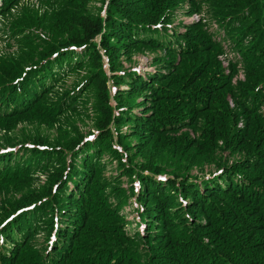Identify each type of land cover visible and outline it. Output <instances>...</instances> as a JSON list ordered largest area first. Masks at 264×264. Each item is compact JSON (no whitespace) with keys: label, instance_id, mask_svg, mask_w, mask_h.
I'll return each instance as SVG.
<instances>
[{"label":"trees","instance_id":"1","mask_svg":"<svg viewBox=\"0 0 264 264\" xmlns=\"http://www.w3.org/2000/svg\"><path fill=\"white\" fill-rule=\"evenodd\" d=\"M24 1L0 0L18 8L0 131L86 102L95 118L75 142L0 141V192L19 193L0 200V264H264V0H36L50 16Z\"/></svg>","mask_w":264,"mask_h":264},{"label":"rangeland","instance_id":"2","mask_svg":"<svg viewBox=\"0 0 264 264\" xmlns=\"http://www.w3.org/2000/svg\"><path fill=\"white\" fill-rule=\"evenodd\" d=\"M29 5L38 10L39 13H48L50 16L52 10L42 4L36 2V0H27L23 3H20V6ZM12 15L8 14L7 17L0 16V36H7L9 34V30L4 29L3 22H7L16 17L18 13V8H13L11 10ZM105 12L104 10L102 11ZM177 13L179 14L177 20H182L184 23L192 24L201 21L205 24L212 32H215L217 27V22L212 19L207 12L203 9L200 12H194L191 15H186L183 10L178 9ZM182 28V27H181ZM218 41L222 45V52L217 55V60L220 62L221 66L224 68L225 72H229V64L231 61L239 59V55L230 50L229 44L226 40L221 37L218 38ZM18 44L15 40L10 39L9 44L0 41V56L6 54L7 52H15L17 50ZM147 53H138L134 55V59L138 63L133 65V67L139 71L140 74L146 75V72L151 70L152 67L148 63V58L146 57ZM125 66H128L129 63L124 62ZM237 72L231 77V83L236 85L238 81L245 80V72L241 63L237 65ZM72 77L68 78V82H70ZM88 101V100H86ZM228 101L232 106L233 103L231 98L228 97ZM94 108L91 103L86 102L82 105L81 108L76 111L58 118L54 120L49 125L41 124L35 120H20L13 124L4 127L3 130L0 131V141L3 143H17L21 141H47V142H55L58 144H66L69 142H75L79 136H85L90 131H93L94 126ZM226 153V152H224ZM210 165V166H209ZM213 163H205L201 167L205 166V169L212 168ZM113 166V164H112ZM197 167L198 166H194ZM197 169H193V172H196ZM37 180H35V184H42L45 182L46 174L45 173H37ZM19 198V193L14 191H1L0 192V200L5 202H15L16 199ZM18 205V204H17ZM8 211V210H7ZM6 211H0V219L1 216ZM125 212H129V207H126ZM133 213H129L128 218H131Z\"/></svg>","mask_w":264,"mask_h":264}]
</instances>
